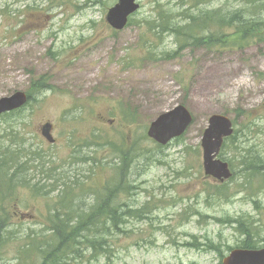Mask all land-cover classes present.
<instances>
[{
	"label": "rangeland",
	"instance_id": "obj_1",
	"mask_svg": "<svg viewBox=\"0 0 264 264\" xmlns=\"http://www.w3.org/2000/svg\"><path fill=\"white\" fill-rule=\"evenodd\" d=\"M196 1L141 0L130 24L115 30L107 13L118 0H0V96H33L0 119V167L11 169L9 184L0 173V240L4 226L9 232L0 264H41L52 215L69 214L77 225L97 205V192L110 189L123 191L119 213L136 215L84 231L88 239L77 237L79 251L70 250L67 264H220L242 245L243 228L252 223L264 234L263 169L251 181L258 172L252 158L264 163V43L188 46L161 59V50L178 48L172 31L152 28L165 14L184 23L187 13L250 7L245 0ZM183 103L194 116L183 137L164 146L147 137L155 117ZM217 113L239 129L221 151L234 170V182L221 187L226 194L203 168L202 137ZM48 120L53 144L41 134ZM130 147L121 171L122 150ZM18 166L25 180L12 176Z\"/></svg>",
	"mask_w": 264,
	"mask_h": 264
},
{
	"label": "trees",
	"instance_id": "obj_2",
	"mask_svg": "<svg viewBox=\"0 0 264 264\" xmlns=\"http://www.w3.org/2000/svg\"><path fill=\"white\" fill-rule=\"evenodd\" d=\"M204 0H197L196 5ZM250 7H243L237 10L215 9L213 11H201L199 14L187 13L186 21L184 23L176 22L168 14H165L166 21L161 20L157 25L152 28L156 33H162L164 31H172L177 38L178 48L172 52H167L161 55V59H169L178 57L179 53L184 48L191 46L193 48H209L223 50V48H242L254 41L264 43V17L260 16V9L264 5V0H245ZM161 7L160 5H158ZM162 14V13H160ZM151 23L147 21V25ZM232 30V31H230ZM33 86H40L43 88L44 83L42 81H35ZM30 96H32L30 94ZM33 98V96H32ZM131 120H134L129 116ZM133 148L123 149V166L119 169L126 168L128 161L133 154ZM128 188H133L129 186ZM123 191L118 189H110V191H99V194L103 198L98 205L93 208L91 213V220L93 224L91 226H78L72 225L70 227L50 228L53 230L51 235H60L62 238L61 244L66 242L67 238L74 239V242H79L77 237H85L88 239V235L83 233L84 231L97 230L98 225L101 224V219L95 218L96 215H101L103 206L108 209L107 216L114 223L121 221L122 216H134L137 211L134 209H125L122 213H119L118 209L122 205H118L117 201ZM132 193V191H129ZM226 194V193H224ZM126 205H123V208ZM66 217L59 213L54 214V222H64ZM123 221V220H122ZM116 225V224H114ZM59 229L60 233H56ZM78 232H81L78 234ZM215 247H217L215 245Z\"/></svg>",
	"mask_w": 264,
	"mask_h": 264
},
{
	"label": "water",
	"instance_id": "obj_3",
	"mask_svg": "<svg viewBox=\"0 0 264 264\" xmlns=\"http://www.w3.org/2000/svg\"><path fill=\"white\" fill-rule=\"evenodd\" d=\"M140 8L138 0H119L110 8L108 22L116 29H123L129 21V16ZM28 101L24 91H17L10 96L0 98V114L22 107ZM193 121V115L183 105H177L171 110L158 115L150 124L147 134L160 145H167L182 136ZM51 123L43 126V133L50 141L54 138L50 134ZM233 132V123L228 116L214 114L209 118L205 129L202 147L204 153V167L207 174H213L225 180L231 172L227 162L217 158L224 138ZM224 264H264V247L260 250L235 249L224 258Z\"/></svg>",
	"mask_w": 264,
	"mask_h": 264
},
{
	"label": "bare ground",
	"instance_id": "obj_4",
	"mask_svg": "<svg viewBox=\"0 0 264 264\" xmlns=\"http://www.w3.org/2000/svg\"><path fill=\"white\" fill-rule=\"evenodd\" d=\"M94 3H96V2H94ZM134 14H135V12L134 13H132L130 16H129V20H132L133 19V16H134ZM174 41H176L177 42V38H176V36H174ZM167 52H170V51H168V50H161L160 51V54L161 55H163V54H166ZM164 60H169V59H164ZM219 156H220V158L223 160V162H227L228 163V167H229V169H230V172H231V175H230V180H232V182H234V170H233V163L232 162H230V161H228L224 156H222L221 155V152H220V154H219ZM10 168L8 167V166H1L0 167V173L3 175V176H8V175H10L11 174V172H10ZM12 176L13 177H19V178H21V179H26V173H25V167L24 166H18V167H16L15 169H14V171H13V173H12ZM215 191H220L221 193H225V191H227V189H216ZM223 194H220L221 196H224ZM64 205L66 206V207H68V208H72L73 209V206H72V204H71V202H70V200H69V198H68V196L66 197L65 196V198H64ZM107 212H108V209L105 207V206H103V210H102V212H100L101 213V215H96L95 216V218H102V217H104V216H106L107 215ZM111 222L112 223H114L113 222V220L111 219ZM121 221L119 220L117 223H115V224H119ZM232 222H234L235 224H238V219H236V220H234V221H232ZM93 224V221L91 220V216L88 218L87 217V219L85 220V221H82V226H84V227H87V226H91ZM56 226H57V228H59V227H70V226H72V223L69 221V222H67V223H65V224H61V223H59V221L58 222H56ZM4 229H5V231H4V233H5V238H3V239H1L0 240V247L7 241V239H8V237H7V235H6V231H7V228L4 226ZM2 230V226H0V231ZM8 232V231H7ZM56 233H60V230L59 229H57L56 230ZM8 234H9V232H8ZM59 237H60V235H59ZM82 237V236H81ZM61 238V237H60ZM84 238V237H83ZM61 240H62V238H61ZM73 243H75L74 242V239H72V238H67V240H66V242H63V245H71V244H73ZM79 243V242H78ZM63 263V261L61 260V259H58V258H53V259H51V261H49V262H47V263H45V264H62Z\"/></svg>",
	"mask_w": 264,
	"mask_h": 264
},
{
	"label": "flooded vegetation",
	"instance_id": "obj_5",
	"mask_svg": "<svg viewBox=\"0 0 264 264\" xmlns=\"http://www.w3.org/2000/svg\"><path fill=\"white\" fill-rule=\"evenodd\" d=\"M239 131L237 127L235 128L234 134L231 136V140L234 138L236 133ZM253 159V167L258 169V173H254L251 177L253 182L259 181V174L260 170L263 169L264 171V163L261 161L260 158H252ZM244 234V237L242 239V245L240 246L241 248H262L264 247V234L259 238L258 234L259 231H257L253 224L251 223V227H245L242 229ZM251 244V245H250ZM245 245H250V246H245ZM67 264V263H66Z\"/></svg>",
	"mask_w": 264,
	"mask_h": 264
}]
</instances>
